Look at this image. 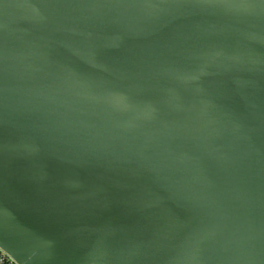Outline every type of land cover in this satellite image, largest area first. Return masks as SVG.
<instances>
[{"label": "water", "instance_id": "obj_1", "mask_svg": "<svg viewBox=\"0 0 264 264\" xmlns=\"http://www.w3.org/2000/svg\"><path fill=\"white\" fill-rule=\"evenodd\" d=\"M0 247L264 264V0H0Z\"/></svg>", "mask_w": 264, "mask_h": 264}, {"label": "built area", "instance_id": "obj_2", "mask_svg": "<svg viewBox=\"0 0 264 264\" xmlns=\"http://www.w3.org/2000/svg\"><path fill=\"white\" fill-rule=\"evenodd\" d=\"M0 264H19L0 247Z\"/></svg>", "mask_w": 264, "mask_h": 264}]
</instances>
